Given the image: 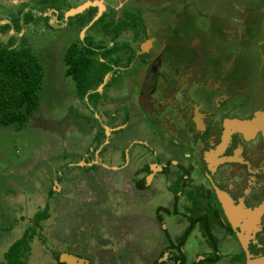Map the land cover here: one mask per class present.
<instances>
[{"label": "flooded vegetation", "instance_id": "flooded-vegetation-1", "mask_svg": "<svg viewBox=\"0 0 264 264\" xmlns=\"http://www.w3.org/2000/svg\"><path fill=\"white\" fill-rule=\"evenodd\" d=\"M92 12L94 16L87 24L101 12L96 22L101 21L102 25L94 36L99 37L93 40L96 44L87 47L94 50L98 59L85 53L89 60L98 62L94 66L103 71V76L94 91L83 98L75 96L81 104L76 112L73 106L66 110L64 120L73 115L71 118H78L90 135L82 159L74 164L82 173H76L74 178H96L110 198L108 207L115 212L120 210L121 214L126 212L134 220L129 224L136 227L140 218L142 224L152 226L145 219L152 206L153 220L162 226L159 218H163V213L174 216L181 212L189 216L195 205L189 197L199 201L197 212L209 215L214 222L207 235L202 234L203 239L213 242L191 260L184 247L195 231H202L198 230L199 223L192 224L186 217L185 224H175V228H182L179 238L163 231L165 245L155 248V258H146V264H217L219 258L213 263L209 261L215 254L218 256L229 238H234V244L241 249L239 254H230L232 261L247 264L238 234L247 237L249 261L263 259L264 211L260 213L257 230L250 235L242 233L241 228L234 229L227 220L216 191L230 198L233 207L256 213L264 202V73L259 76L264 69V50H260L264 37L255 41L251 31H231L217 24L197 31L186 20H160V11L159 18L150 16L148 21L140 13L128 25L122 17L125 13L129 17L133 14L129 9L121 11L122 17L109 20L97 6L80 14L88 16ZM14 23L10 20L4 25L11 29ZM122 23L126 28L116 33L115 27ZM104 25L109 26L105 29ZM64 65L66 75L65 62ZM92 93L98 97L88 101ZM233 120L249 121L252 125L241 130L230 128L223 143L225 122ZM123 138H132L130 149L116 152V161L107 160L106 143L118 145ZM80 161L84 164L80 165ZM67 165L74 168L73 163ZM96 194L98 199L99 192ZM168 195L172 199L170 207L160 204L164 199L168 202ZM107 233L104 230L100 234L98 243L111 241L103 250H109V258L115 264H124L129 254L124 255L130 253L132 257L134 251L122 242L121 232L116 234L121 240L116 244L105 237ZM164 255L166 259L161 261ZM79 258L86 259L88 264L99 262L94 255Z\"/></svg>", "mask_w": 264, "mask_h": 264}, {"label": "rangeland", "instance_id": "rangeland-1", "mask_svg": "<svg viewBox=\"0 0 264 264\" xmlns=\"http://www.w3.org/2000/svg\"><path fill=\"white\" fill-rule=\"evenodd\" d=\"M5 1L7 2H0V26L10 20L11 23L17 21L16 18H21L22 13L28 11L33 12L35 21L22 24L19 31H17L16 25L14 28H8L9 30L7 29L4 35L0 34L1 42L9 47L12 44L14 48H19L21 45L29 47L32 54L43 66L44 77L38 93V107L24 128L18 132L12 128L0 127V262L5 260L8 247L21 237L24 230L33 226V215L47 206L49 216L36 226V235L31 241V249L24 256L26 264H64L58 262L61 252H73L74 250L78 255L85 252H88L85 253L87 255H94V258L99 261L98 264H115L116 261L109 258L111 255L109 250H103L104 247L94 244L91 245L92 240L90 239L92 235H95L96 237L93 236L95 241L96 238L101 240L100 234H103L104 230L107 229L103 227V219L97 209L100 202H104L105 210L109 209L107 205L109 200L105 199L106 190L101 183H97L96 178L89 181L85 180L84 177L75 179L77 178L75 177L76 173H82L81 170L74 167V164L81 160L80 156L78 158L74 156L64 157L67 152L65 151L67 149L65 132L69 133L77 128L83 129L78 118H71L73 115L70 116L69 112L70 119L64 120L67 108L73 106L72 103L75 104V100H78L75 98L77 93L74 81L65 75L64 54L72 44L80 50L95 45V41L99 37L94 38V36L96 31L101 29L102 23L97 24L95 21L85 32H82L83 27L94 16V12L89 13L88 16L84 13V15L78 14L66 20L61 19L65 12L88 0ZM101 1L107 2L109 5L115 2L118 3L117 5L115 3L112 6H107V11L102 10L106 20H109L114 16L115 19L118 18L123 9H130L131 5L128 2L138 3L137 5L141 8L148 5H164L169 8L170 3L175 0ZM186 1L191 5L190 12L193 16L196 15L195 18L198 19L195 22L197 25H200V23L208 26L214 25V23L199 20L198 17L201 14L221 15L232 13L234 17L247 18L242 16L244 10H241L239 15L237 8L234 7L239 4L247 7H244L246 12L255 11L259 17H255L254 21L258 22L259 19L264 21V0ZM259 6H263V11ZM134 9H130V12L133 13L131 14L132 18L127 16V13H125L126 15L123 14V17L121 15L124 24H132L134 22L133 17L140 15V12ZM85 15L86 17H84ZM62 22H64L63 26H61ZM85 22L86 24H84ZM135 24L138 25V23ZM262 36L264 37V33H260L258 38H262ZM1 37L5 42L2 41ZM93 40L95 41L93 42ZM7 41L8 43H6ZM260 50H264V42L260 43ZM92 55L94 56L92 59H98V56L94 54L88 55L89 58ZM73 112H76V110H73ZM68 144L70 145V142ZM83 148L81 147L82 150ZM70 163H73V169L67 165ZM79 163L83 165L84 161ZM84 173H87L86 170ZM57 176H60V178H57ZM66 179H69L68 182H70V179L74 180L68 183L67 186ZM97 191L99 197H101L100 201L96 199ZM189 199L199 205V201L195 202L193 196H190ZM160 204L164 205L165 201L163 200L162 203L160 201ZM201 208L203 209L202 206ZM100 209L103 210L102 207ZM149 210L153 211V206L147 211ZM71 213L73 215L70 218H65V215ZM147 215L149 217L154 216L152 212ZM79 216L86 218L87 222L78 225V227L73 222L78 221ZM168 217L172 218L173 216L168 215ZM91 220L93 221L91 222ZM67 221L70 223L66 224ZM172 222L174 221H168V223ZM211 224L213 226L214 222L211 221ZM94 228L97 229V232ZM159 229L161 230L158 225L153 228L151 225L137 224V227L133 229L134 232L130 234V239L136 240L135 245L138 247V249L135 247L136 251L145 250L149 255L148 257L154 259L156 256L155 248L165 243L163 232L162 230L160 232ZM92 230L94 231L92 232ZM181 230L182 228H173V236L179 238ZM201 231L203 232V229ZM118 232L120 231L118 230ZM112 234H116L115 229ZM109 235L107 233L105 237L109 238ZM206 239L207 242L200 237L198 232H194L184 247L185 254L192 260L195 254L200 252L199 250L212 241L210 238ZM78 241L84 247L87 245L86 249L78 250L79 247L76 246ZM150 249L155 252L150 253ZM219 251L218 254L221 255L222 260L219 264H230V258L224 250ZM100 252L102 253L99 255ZM55 254H58V260H56ZM135 254L139 258V251ZM87 255L84 256L87 257ZM131 255L130 253L124 255V257L128 256L127 259L130 260L124 264H146L144 255L140 256V260H136L134 255L132 257ZM166 257L167 255H164L161 261H164ZM105 258L107 260H104Z\"/></svg>", "mask_w": 264, "mask_h": 264}, {"label": "trees", "instance_id": "trees-1", "mask_svg": "<svg viewBox=\"0 0 264 264\" xmlns=\"http://www.w3.org/2000/svg\"><path fill=\"white\" fill-rule=\"evenodd\" d=\"M22 15L14 23L17 31L21 29L22 24L35 21L32 11L23 12ZM109 25H104V28L107 29ZM124 27L123 23L116 26V33ZM8 28V25L0 26V34H3ZM85 52L94 54L92 48L85 47L83 51L74 44L64 54V62L67 65L66 75L73 79L75 90L80 98L94 91L101 83L103 76V71L94 66L98 62L89 60ZM43 77V66L29 47L21 45L19 48H14L12 44L9 47L7 44H3L0 39V127L12 128L18 132L24 128L38 107V93ZM94 97H98L97 93L90 94L88 101ZM197 210L198 205L195 204L188 217L192 224L199 223V228L203 229L202 233L206 236L211 227L210 218L207 214L198 213ZM48 216L47 206L43 210L37 211L32 217L33 226L24 230L21 237L8 247L5 260L0 264H26L24 256L31 249V241L36 235V226ZM159 221L163 222L161 217ZM55 258L58 260V254H55ZM218 258L220 256L211 257L209 262L213 263Z\"/></svg>", "mask_w": 264, "mask_h": 264}, {"label": "crops", "instance_id": "crops-1", "mask_svg": "<svg viewBox=\"0 0 264 264\" xmlns=\"http://www.w3.org/2000/svg\"><path fill=\"white\" fill-rule=\"evenodd\" d=\"M89 1V0H88ZM91 1H93V0H91ZM96 1H99L101 4H102V10H104V11H107V6L109 7L110 5L112 6V5H114V4H108L107 2H103V1H101V0H96ZM0 2H7V1H5V0H0ZM86 2V1H85ZM84 2H82L81 4H83ZM80 4V5H81ZM106 4H108V5H106ZM118 3H116V5H117ZM128 4L129 5H131V8L130 9H134L133 7H135L136 9H134V10H137V11H139L142 15H143V17H145V21H148V18L150 17V16H155V17H158V15L160 16V20H162V21H165V22H181V20H186L187 22H189V23H191V25L197 30V31H203V28H204V26H206V25H203V24H201L200 23V25H197L195 22H197L198 21V19H196L195 17H196V15H192V13L190 12V4H189V2L188 1H186V0H175V1H172L171 3H170V5H174V7L173 6H171L170 7V9L168 8V9H166L167 7H165L164 5H156V6H154V8H153V11H150L148 8L150 7V6H152L153 7V5H148V6H145V7H143V8H141L139 5H137L138 3H132V2H128ZM141 5V4H140ZM133 6V7H132ZM235 8H237V10H238V13H239V15L241 14V10H244V13H243V15L242 16H245V17H247V18H244V19H241V18H239V17H234L233 16V14L232 13H230V14H221V15H214V14H210V15H208V14H205V15H203V14H201L198 18H199V20H201V21H203L204 20V22H206V23H214L215 25L217 24L218 26H221L222 28H225V27H227V28H230V30L231 31H236V30H238V31H251L252 32V35L251 36H255L256 37V39H255V41L256 40H260L261 39V37L260 38H258V35L260 34V33H264V21H262L261 19H259L258 20V22H256V21H254L255 20V17H259L256 13H255V11L253 12L252 10H250V11H248V12H246V9L245 8H247L245 5H243V4H239V5H235L234 6ZM245 7V8H244ZM259 7H261V10L263 11V6H259ZM258 7V8H259ZM126 9V8H125ZM129 9V10H130ZM149 10V11H147V10ZM157 11H160V14H158V12ZM158 14V15H157ZM115 15V14H114ZM242 16H240V17H242ZM115 17V16H114ZM181 19V20H180ZM150 20H151V18H150ZM260 25V26H259ZM185 31H186V29H185ZM254 31V32H253ZM260 71H261V69H260ZM263 73H264V69H262V71H261V73L259 72V76H262L263 75ZM72 105H73V107H74V110H76V108L77 107H81V104H80V102L78 101V100H75V104L74 103H72ZM77 106V107H76ZM66 129V128H65ZM78 129V130H77ZM77 129H73V131L72 132H69V133H66L65 132V145H66V148L67 149H65V151H67L66 152V154H64V157L66 158H68V157H71V156H74V157H77L78 158V156H80V157H82V154H83V150H84V148H85V146L86 145H88L89 143H90V135H89V133L88 132H85L84 131V129H80V128H77ZM110 131H109V128H108V131H107V135H108V133H109ZM67 136H70V137H68L67 138ZM124 139H126V138H123L121 141H120V143L118 144V145H116V144H108V143H106V148H105V154H106V156H104L107 160H111V161H116L117 159H118V156H117V154H116V152H118L119 150H122V149H124L125 147L127 148V151L130 149V146H128V144H130V142L132 141V138L131 139H127V140H124ZM108 141V140H107ZM68 142H70V145L68 144ZM108 144V145H107ZM64 145V146H65ZM81 147L83 148V150L81 149ZM115 151V152H114ZM68 153V154H67ZM104 154V155H105ZM84 156V155H83ZM111 157V158H110ZM82 159V158H81ZM116 168L114 167L113 168V170H115ZM109 171V170H108ZM108 174H109V172H108ZM76 176V175H75ZM67 180V179H66ZM74 179H70V182L71 181H73ZM86 180V179H85ZM69 181V179L66 181V185L68 186V183H70V182H68ZM112 184H114L115 185V181L112 183ZM124 184V183H123ZM122 187H124V186H122ZM121 187V188H122ZM52 190V189H51ZM123 192V191H122ZM107 194V193H106ZM122 196H124V194H122ZM168 197V202L166 203L165 202V204H164V206H166V207H170V205H171V196L170 195H168L167 196ZM100 199H101V197H99L98 198V200L100 201ZM105 199L106 200H109L110 198H108V197H106L105 196ZM229 200L231 201H229L230 202V204L232 203V200L229 198ZM164 201H165V199H164ZM104 202H100L99 203V206H101L103 209H104V205L102 206V204H103ZM233 205V204H232ZM262 207L264 206V202H263V204L261 205ZM261 206L259 207V209L261 208ZM234 209H236V213H238V211H240V212H242L243 214H244V218H243V220L240 222V223H243V224H240L239 222H238V224L237 225H234L232 222H231V220H229V218L227 217V215H226V218H227V220L229 221V223L233 226V228L234 229H236L237 227H239V228H241V231H242V233H244L245 231H243V228H242V226L241 225H244L245 224V222L246 221H249V219H251L250 218V215L252 214L253 215V217H255L256 216V212H253L252 210H247V209H245V208H241V207H235L234 206ZM259 209H256L257 210V212H259ZM98 211L101 213V218L103 219V223L104 224H102V225H105V228L108 226V228L107 229H105V231H107L108 230V234H110L108 237V239L110 240V239H113V240H115V244L116 243H118L119 241H121L122 240V242L126 245V246H128V247H131V249L133 250V251H135V252H137V251H139V255L141 256V255H144V260L146 259V258H148V254L146 253V251L144 250H141V252H140V250H137L136 251V249H135V247L138 249V247L135 245L136 244V240H132V239H130V237H131V232H134L133 231V229H135L136 228V226H131L129 223H133V219H131L127 214H125L126 212H124V211H122V214H121V212H120V210L119 211H117L116 210V212L113 210H111L110 208L108 209V210H102V209H98ZM182 211V210H181ZM247 211V212H246ZM264 211V209L262 208V211H260L259 212V214L257 215L258 217H257V222L259 223V217H260V213H262ZM118 212V213H117ZM120 212V213H119ZM152 212V211H151ZM148 213H150V212H147V214ZM93 214V213H92ZM91 214V215H92ZM146 214V216H145V219L148 221V222H151V223H153L152 224V226H153V228H155V225H158V227H160L161 228V230H162V232L164 231V230H168L169 232H171L172 234H173V231H172V229L173 228H175V224H178V223H180V225H183V224H185V222H186V217H188V216H186L184 213H179V214H176V215H174L172 218H169L168 217V215H166V214H162V226H160V224L158 223V222H155L153 219H154V216L152 215L151 217H149V215H147ZM73 215V213H71L70 215H65V218H70V216H72ZM78 221L76 220V221H74L73 223L76 225V226H80L81 224H85L87 221V219L85 220L83 217H81V216H79L78 218ZM104 220H105V222H104ZM139 220V222H136L137 224H141V223H143V220H141V218L140 219H138ZM174 221V222H172V223H168V221ZM252 220V219H251ZM93 220H91V222H92ZM142 221V222H141ZM236 221H238V218L236 219ZM178 222V223H177ZM70 223V222H69ZM68 223V221H67V223L66 224H69ZM257 223V224H258ZM136 224V225H137ZM257 224L255 225L256 227H257ZM78 226V227H79ZM143 226H146V225H144L143 224ZM182 227V226H181ZM113 228V229H112ZM114 229H115V231H116V234H117V232H118V230L122 233V235H121V240L118 238L119 236H117L116 234H112L113 232L112 231H114ZM86 230H88V229H86ZM94 230H96V232H97V229L96 228H94ZM94 230H92V232L94 231ZM160 230V229H159ZM161 230H160V232H161ZM198 230H199V227H198ZM256 231V230H255ZM255 231H253V232H255ZM111 232V233H110ZM124 232H126V233H124ZM196 232V231H195ZM198 232V231H197ZM196 232V233H197ZM253 232H251V233H253ZM251 233H247V235H250ZM133 234V233H132ZM198 234L200 235V237L203 239V238H205L202 234V232H200V230H199V232H198ZM93 236H95V235H92L91 237H90V239L92 240V244L91 245H96V246H99V247H105V246H109V244L111 243V241H110V243H106V242H103V244H99L98 242H100V240H97V238H96V241H97V243H96V241H95V238L93 239ZM238 236V239H239V241L241 242V245H242V247L244 248V250H245V252H246V255H247V259H248V262H249V259L251 260V257L249 258V253H248V249H247V243H248V240H246V238L247 237H243L242 235H237ZM96 237V236H95ZM242 239H245L246 240V244H245V246H244V243H243V241H242ZM234 242H235V239L234 238H229V239H227L226 240V244L224 243L223 244V246H221V248H220V250H224V252L227 254V256H228V258H230L229 260H230V264H236L234 261H232V259H233V257H231L230 256V254L232 253H234V254H239V252L241 253V249L239 248V246L238 245H235L234 244ZM112 244V243H111ZM90 245V246H91ZM165 245V244H164ZM163 245V246H164ZM77 247H79V249L78 250H80V249H86V247H87V245L84 247L83 246V244H81V242L80 241H78L77 242V245H76ZM133 246V247H132ZM151 246H152V244H151ZM150 246V247H151ZM162 246V247H163ZM232 246V247H231ZM91 248V247H90ZM225 248V249H224ZM90 250V249H89ZM150 250H152V249H150ZM84 251V250H83ZM74 252V253H73ZM73 252H71V251H65V252H61V254L62 253H67V254H70V255H73V256H76V257H79V256H84V254L85 253H88V252H85L84 254L82 253L81 255H78V254H76L77 252L74 250ZM135 252H134V257L136 258V260H140L141 258H140V256H139V258H137V256H136V254H135ZM157 252V251H156ZM220 252V251H219ZM86 255V254H85ZM218 256H219V254H218ZM221 256V255H220ZM162 258V257H161ZM260 260H263L262 258L261 259H256V260H253L252 262H258V261H260ZM220 261H222L221 260V257L219 258V260H218V262H217V264H219L220 263ZM59 262V261H58ZM248 262H247V264H248ZM261 263V262H260ZM262 264H264V263H262Z\"/></svg>", "mask_w": 264, "mask_h": 264}, {"label": "water", "instance_id": "water-1", "mask_svg": "<svg viewBox=\"0 0 264 264\" xmlns=\"http://www.w3.org/2000/svg\"><path fill=\"white\" fill-rule=\"evenodd\" d=\"M93 6H97L99 11L102 10V4L99 1L93 0V1H86L83 4L77 6L76 8H71L70 10H68L67 12H65L64 14V19L66 20L69 17H74L80 13H83L86 9H88L89 7H93ZM101 13V12H100ZM100 13L98 12V14L86 25L83 27L82 32H85L98 18ZM104 84H102L103 86ZM102 86L99 87V90L102 88ZM259 115V114H256ZM252 123L249 121H239V120H233V121H227L225 122V126H226V131L223 134V143H225L229 137L230 128H233L235 130H241L243 127H249L251 126ZM257 129V128H256ZM258 129H263L262 126H259ZM106 130L108 131V128H106ZM217 196L220 200V202L223 205L225 214L227 215V217L229 218V220H231V222L234 225H237L238 222L240 223L243 218H244V214L240 211H238V213H236V209H234V207L232 206V204H230L229 200L227 199V196L222 193L221 191H216ZM262 208L264 209V206L259 209V212L262 211ZM247 212V211H246ZM259 212H257L256 216L253 217V215H250L249 221H246L244 225H241L243 228V231H245L246 233H251L255 230H257V227L255 226L258 222H257V215L259 214ZM238 218V221H236V219ZM244 246H245V239H242ZM250 254H249V258H250ZM59 262H63L64 264H88V261L86 259H82L67 253H62L59 256ZM261 262V263H260ZM264 263V258L263 260H260L258 262H252L249 261L248 264H262Z\"/></svg>", "mask_w": 264, "mask_h": 264}]
</instances>
